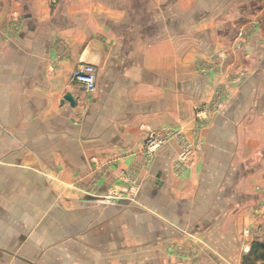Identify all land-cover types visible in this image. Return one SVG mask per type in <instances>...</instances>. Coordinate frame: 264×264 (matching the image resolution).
Wrapping results in <instances>:
<instances>
[{
	"label": "crops",
	"instance_id": "1",
	"mask_svg": "<svg viewBox=\"0 0 264 264\" xmlns=\"http://www.w3.org/2000/svg\"><path fill=\"white\" fill-rule=\"evenodd\" d=\"M262 183L264 0H0V264H250Z\"/></svg>",
	"mask_w": 264,
	"mask_h": 264
},
{
	"label": "built area",
	"instance_id": "2",
	"mask_svg": "<svg viewBox=\"0 0 264 264\" xmlns=\"http://www.w3.org/2000/svg\"><path fill=\"white\" fill-rule=\"evenodd\" d=\"M72 78L80 82L83 85L84 90L87 92H93L96 89V69L91 63L79 62L72 70ZM169 136H171V134L169 132H163V130L149 131L144 146L143 165L145 167L148 166L155 148L164 143ZM191 152V147L186 146L181 152V156L187 155ZM136 186L135 181L131 180L129 186L127 187V191L130 194H133L136 190ZM105 199L109 200L110 198L106 197ZM243 231L248 235L250 233V228L246 227Z\"/></svg>",
	"mask_w": 264,
	"mask_h": 264
},
{
	"label": "rangeland",
	"instance_id": "3",
	"mask_svg": "<svg viewBox=\"0 0 264 264\" xmlns=\"http://www.w3.org/2000/svg\"><path fill=\"white\" fill-rule=\"evenodd\" d=\"M261 190H264V183L259 185ZM259 188V189H260ZM262 218L264 219V212L260 213ZM250 228V227H249ZM247 238H249L248 244L243 246V251L247 254L246 260L249 261L250 264H264V247L258 246L255 248V251L250 253L251 250V243L256 242L255 244H258L259 242H264V220L263 222H257V225L254 229H250V233L247 235ZM252 241V242H251ZM244 261V260H243Z\"/></svg>",
	"mask_w": 264,
	"mask_h": 264
},
{
	"label": "water",
	"instance_id": "4",
	"mask_svg": "<svg viewBox=\"0 0 264 264\" xmlns=\"http://www.w3.org/2000/svg\"><path fill=\"white\" fill-rule=\"evenodd\" d=\"M64 99H67L72 105L74 104V100H73L72 96L69 93H66L64 95Z\"/></svg>",
	"mask_w": 264,
	"mask_h": 264
},
{
	"label": "trees",
	"instance_id": "5",
	"mask_svg": "<svg viewBox=\"0 0 264 264\" xmlns=\"http://www.w3.org/2000/svg\"><path fill=\"white\" fill-rule=\"evenodd\" d=\"M256 245H258V246H261V247H264V242H259L258 244H253V248H256L257 246Z\"/></svg>",
	"mask_w": 264,
	"mask_h": 264
}]
</instances>
